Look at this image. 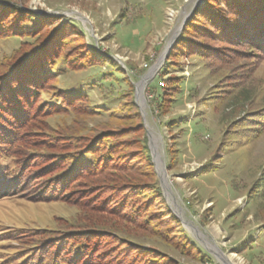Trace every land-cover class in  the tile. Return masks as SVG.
I'll return each instance as SVG.
<instances>
[{"label": "rangeland", "instance_id": "374dc122", "mask_svg": "<svg viewBox=\"0 0 264 264\" xmlns=\"http://www.w3.org/2000/svg\"><path fill=\"white\" fill-rule=\"evenodd\" d=\"M6 1L21 4L20 0ZM202 2L27 0L24 6L36 14L75 22L90 43L100 53L111 55L130 80L128 87L123 81L113 82V87H100L99 81L91 84L87 80L97 77L105 68L66 70L58 75L56 85L70 93L87 91L90 103L99 114L81 115L77 125H72L67 117L62 120L58 116L46 118V123L61 130V135L69 132L73 138H91L108 130L119 133L116 146L122 144V152L116 156L121 162L135 164L134 170L138 169L128 173L130 176L137 175L136 172L147 175L143 160L144 156L150 158L148 164L153 166L155 181L139 176L138 181L133 182L128 202L131 201L130 210L164 220L160 223L162 236H149L130 223L126 224V234L118 236L132 247L154 253L159 258L155 264H264V121L259 117L264 113V58L242 51L237 53L238 58L231 54L223 65L184 53L183 57L168 61L181 34L176 36L182 22ZM174 36V44L169 48ZM204 43L213 48H228L209 38H205ZM18 45V40L0 39V58H8ZM71 48L73 56H78L80 44L71 40ZM167 62L171 65H166ZM159 73L168 81L173 78L167 83L161 111L150 99L151 90H158ZM180 77L178 87L174 81ZM141 83L140 98L138 85ZM122 104L128 108L135 105L137 109L130 113L139 112L142 121L132 118L123 121L118 116L123 114ZM110 112L119 114L113 116ZM171 120H176L178 126L167 127L166 123ZM140 124L142 127L138 126ZM151 136L157 139L156 147L152 146ZM172 154H178V160L171 158ZM157 155L161 165L156 161ZM156 167L160 174L164 168L168 188L163 181L160 183ZM203 168L212 171L202 175ZM156 183L194 249L181 251L186 246L185 241L171 233L178 228L166 220L167 212L161 202L155 201ZM135 201L137 203L133 204ZM85 215L84 209L63 202L1 200L0 262L15 252L4 247L6 243L1 237L6 232L56 228L66 220L74 222ZM11 246L20 248L16 242ZM124 249L131 258L138 253L131 246L118 245L116 252L110 251L109 255L121 254ZM188 253L190 257L186 256ZM99 264H104L103 258Z\"/></svg>", "mask_w": 264, "mask_h": 264}, {"label": "trees", "instance_id": "16d2710c", "mask_svg": "<svg viewBox=\"0 0 264 264\" xmlns=\"http://www.w3.org/2000/svg\"><path fill=\"white\" fill-rule=\"evenodd\" d=\"M20 1L21 4L16 5L0 0V39L19 42L8 58H0V201L20 198L33 203L63 202L84 209L86 215L74 222L66 220L56 228L6 232L1 237L6 243L4 247L15 252L0 263L99 264L101 258L104 264L158 263L159 258L154 253L132 247L118 236L126 234L124 230L129 223L149 236H162L160 223L164 220L130 210L131 201L130 204L128 202L133 182L138 181L139 176L155 181L153 166L148 164L149 157L144 156L146 159L143 160L147 175L136 172L137 175L130 176L128 173L138 169L134 170L135 164L126 160L121 162V158L116 156L122 152V144L116 146L119 133L108 130L93 134L91 138H73L69 132L61 135V130L46 123V118L58 116L62 120L67 117L72 125H77L81 115L99 114L90 103L87 91L70 93L56 85L58 75L66 70L105 68L97 73V77L87 80L91 84L99 81L100 87H113V82L120 81L128 87L130 80L111 55L100 53L90 43L84 30L75 22L36 14L24 6L27 0ZM205 38L226 44L228 48H213L204 43ZM71 40L80 44L78 56H73V48L69 49ZM173 47L175 49L168 56V61L188 55L223 65L231 54L238 58L237 53L242 51L263 59L264 0H203ZM156 79L158 90L149 88L152 91L150 99L161 111L167 83L173 78L168 81L164 74L159 73ZM181 81L180 77L174 82L179 87ZM122 107L123 114L110 112L111 115L119 114L123 121L129 118L142 121L139 112L130 113L135 110V105L128 108L122 104ZM259 117L264 121V113ZM172 124L173 128L178 126L176 120L166 123L167 127ZM138 126L142 127V124ZM180 130L183 131L182 128ZM68 137L71 138L65 139ZM143 148L146 153L144 141ZM173 157L176 161L179 155L172 154ZM206 168H203L202 175L211 173L212 170ZM156 185L155 201L161 202L167 212L166 220L178 228L171 233L185 241L186 246L181 251L194 249L193 242L187 241L185 228ZM92 234L99 239L93 238ZM15 242L20 248L11 246ZM118 245L131 246L138 253L131 258L124 249L121 254L117 251L110 256V251L116 252Z\"/></svg>", "mask_w": 264, "mask_h": 264}, {"label": "water", "instance_id": "95a60500", "mask_svg": "<svg viewBox=\"0 0 264 264\" xmlns=\"http://www.w3.org/2000/svg\"><path fill=\"white\" fill-rule=\"evenodd\" d=\"M192 14H193V11H191L190 16H188V17H186V18L184 19V21L182 22V24H181L179 30L177 31L176 36H178V35L180 34L181 30L183 29L184 25H185L186 22L189 20V18L192 16ZM176 36H174V37L171 39L170 44H169V48L174 44V41H175V39H176ZM155 71H157V69H156ZM136 93H137V92H136ZM137 96H138V95H137ZM141 97H142V96H141ZM154 160H155V159H154V157H153V161H154ZM154 162H155V161H154ZM154 164H155V166H157L156 163H154ZM162 168H163V167H162ZM156 170H157V172H158V176H159L160 183H161V182H162V176H161V174L165 176L164 168L162 169V173H161V174L159 173L157 167H156Z\"/></svg>", "mask_w": 264, "mask_h": 264}, {"label": "bare ground", "instance_id": "6f19581e", "mask_svg": "<svg viewBox=\"0 0 264 264\" xmlns=\"http://www.w3.org/2000/svg\"><path fill=\"white\" fill-rule=\"evenodd\" d=\"M142 87H143L142 83L138 85V95H139L140 98H141ZM151 143H152V146L156 147L157 139L154 136H151ZM156 161H157L158 165H161V160H160V157L158 155L156 156ZM161 176H162V181H163L165 187L168 188V184H167V181H166V176H164L162 174H161ZM167 192L169 193V191H167Z\"/></svg>", "mask_w": 264, "mask_h": 264}]
</instances>
